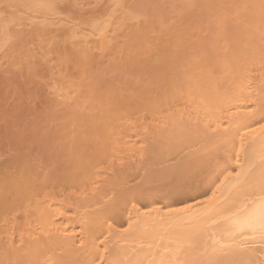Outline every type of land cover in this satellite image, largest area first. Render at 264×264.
I'll list each match as a JSON object with an SVG mask.
<instances>
[{
  "label": "snow or ice",
  "instance_id": "1",
  "mask_svg": "<svg viewBox=\"0 0 264 264\" xmlns=\"http://www.w3.org/2000/svg\"><path fill=\"white\" fill-rule=\"evenodd\" d=\"M102 8L91 0L0 5V63L6 65V79L13 70L26 73L24 107L30 113L27 124L14 129L16 142L0 157L13 162L10 169H0V264H65L54 254L40 259L55 234L43 212L35 214L52 195L45 189L63 178L61 156L82 162V144L99 146L101 168L82 181L79 193L87 202L100 187L101 175L142 163L150 155L148 141L177 126L183 131L170 138V159L203 190L197 192L201 199L193 195L191 203L181 201L167 212L186 215L191 229L166 244L149 242L145 255L133 258L116 249L112 239L133 227L131 213L128 227L118 231L106 218L107 229L92 240L94 253L87 264H264V154L257 161L249 152L253 134L264 142V0H132L110 5L103 14ZM118 37L122 43L113 55ZM161 57L171 70V104L126 110L113 69L130 71ZM221 67L241 91L259 83L257 99L223 107L219 101L226 94L216 75ZM23 111L17 105L0 119L16 124ZM241 114L247 122L234 124L232 117ZM126 126L142 127L137 142L123 140ZM29 129L37 136L43 130V154L30 147L35 141L26 134ZM54 129L58 136L52 135ZM208 134L223 136L222 143L231 145L223 157L191 147L195 137ZM81 174L77 167L70 175L78 179ZM132 208H139L135 198ZM159 210L158 203L145 208L146 213ZM23 216L33 217L35 226L18 231ZM80 247L87 248L84 239Z\"/></svg>",
  "mask_w": 264,
  "mask_h": 264
},
{
  "label": "bare ground",
  "instance_id": "2",
  "mask_svg": "<svg viewBox=\"0 0 264 264\" xmlns=\"http://www.w3.org/2000/svg\"><path fill=\"white\" fill-rule=\"evenodd\" d=\"M117 1L121 2V0ZM117 1L114 2L118 3ZM124 1L126 2L127 0H123L122 2ZM114 2L110 4H115ZM170 2L182 3L184 0H170ZM211 2H214V0H202V3ZM110 4H106L107 7L105 6L104 10L100 11L101 14L109 10L108 6ZM113 29H115V25H113ZM119 46V44L115 46L113 55L116 54ZM147 66L152 67V70L147 71ZM143 67H147L146 72L144 71L146 74L142 73V71L141 74L140 72L135 74L133 69L130 71L135 76L129 77L128 75L130 79L129 83L127 85L123 84L126 86L125 91L130 89L129 93L128 91L125 92L121 85H118L122 93L125 109L128 107V101L131 105L130 107H133L132 109L128 107L129 111L137 107H140L142 110L144 106L152 104H157L165 109L168 108L175 95L174 86L171 83L172 77L169 66L163 57H161L159 60L152 58L146 61L140 68L143 70ZM113 70H116L114 72L119 71L117 72L119 75L120 73H126L119 68ZM216 75L219 79L218 86L221 93L226 94L219 101L223 107L229 108L230 105L244 104L247 100L257 99L256 94L261 90L259 83L255 84L251 90L245 88L241 91L233 82L231 74L223 67H221ZM123 78L126 77L124 76ZM116 81L120 82V80ZM123 81L126 82V79ZM216 86L213 85V88ZM17 91L12 90L7 92V97L11 98L15 111L17 110V105H20L21 108L27 105V96L29 94L26 84L19 90L21 93L19 96L16 95ZM249 91L253 95L250 96ZM32 94H36L35 89H32ZM44 94V90L41 89L40 95ZM130 101H132V104ZM176 107H182V102L177 104ZM230 111L236 112L238 110L230 108ZM224 115L227 117V112ZM232 119L234 124L247 122V118L243 114L232 117ZM71 126V123H69L68 127L71 128ZM251 126L256 127L255 124ZM215 127L216 125L213 124V128ZM60 131H63V129ZM138 131L142 133V127L137 129L136 127L126 126L123 140L129 143L137 142L139 140ZM182 131L177 126L174 129H169L167 132L157 134L154 140L148 141L150 144V155L142 163H137L133 168L124 171L119 170L117 166V170L110 172L107 176L101 175L99 178L100 187L87 202L84 201L79 193L84 186L82 181L101 168V165L96 163L100 159V154H98L99 146L95 143H92L91 146L82 144L80 150L85 153V158L82 162L72 161L65 156H61L63 178L54 188L45 189V191L52 193V195L48 200V204L42 206L35 213L36 215H40L43 212L44 219L51 222L50 227L55 234L51 240H48L44 244V250L40 259L43 260L47 255L54 254L56 258L65 261V264H87L94 253L92 240L98 237L102 230L106 231L107 229L106 218L112 219V223L118 231L121 228L128 227L130 213L133 227L129 229V232L122 233L119 237L114 236L112 239L116 249L128 253L133 258H142L145 255L149 242L155 241L156 243L166 244L171 237L181 236L189 231L192 225L188 223L186 215L183 213L169 214L167 212L168 207L179 208L181 201L191 203L190 197L193 195H196L197 199L202 198L197 195V192L203 190V185L197 187V182L186 174L184 167L177 168L175 162L170 159L174 154L170 138L180 136ZM26 134L34 137L36 141L38 140V143L40 141L39 145L41 147H39L41 149L44 148L46 151L47 139L42 129L39 136H37L35 129H29ZM52 135L58 136L57 130H52ZM253 135L256 139L252 143L249 152L258 161L259 157L264 154V142L258 138L259 133ZM13 138H17V136H13ZM194 139L195 142L191 144L193 149L201 154L210 152L216 158L223 157L228 148L231 147V145H224L222 143L223 136L208 134L207 136L201 135ZM140 143H144V141L140 140ZM137 146L139 145L137 144ZM36 150H38L37 146ZM12 166V160L0 163V169L2 170H8ZM77 167L82 169V174L78 179L70 175ZM131 177H135V179ZM167 179L168 182H166ZM90 187L91 185H89ZM225 195L227 196L228 194L225 193ZM133 198H135V202L139 205L138 209L132 208ZM155 203L160 205V210L146 213L145 208H153ZM193 212H195V206L193 207ZM18 223V231L26 230L29 223L33 227L35 226V220L31 216L21 217ZM81 239L86 241L87 248L82 249L80 247ZM141 246H144V251H141Z\"/></svg>",
  "mask_w": 264,
  "mask_h": 264
},
{
  "label": "rangeland",
  "instance_id": "3",
  "mask_svg": "<svg viewBox=\"0 0 264 264\" xmlns=\"http://www.w3.org/2000/svg\"><path fill=\"white\" fill-rule=\"evenodd\" d=\"M108 0H105V2H104V0H91V2L92 3H102L103 5H105L106 7H107V5L106 4H110V3H113L114 1L116 2L117 0H110V1H108V2H110V3H108L107 2ZM113 1V2H112ZM123 0H121V2H122ZM128 2H132V0H127ZM126 1V2H127ZM4 2L6 3L7 2V0H0V5H2V4H4ZM9 2V1H8ZM114 2V3H115ZM118 2V1H117ZM120 2V1H119ZM125 2V1H124ZM127 2V3H128ZM198 2H201L202 3V0H198ZM110 5H113V4H110ZM103 9V8H102ZM101 9V10H102ZM100 10V11H101ZM104 10V9H103ZM106 10V9H105ZM110 10V9H109ZM118 42L119 43H117V44H119L120 45V43L122 42V41H120L119 40V37H118ZM117 44H116V46H117ZM120 47V46H119ZM3 57H0V61H3ZM5 64L4 63H0V115H2L6 110L7 111H9V112H12V111H15V108H14V106H13V104L11 103V98H8L7 97V92L8 91H12V90H20L21 89V87L25 84V75H26V73L24 74V75H21V74H19V73H17V72H15V70H13V73H12V75H11V78L10 79H6V73H5V71H4V68H5ZM141 66H139V67H136L135 69H133V72H135V74L137 73V72H140V74H141V71H142V73L145 71L146 72V68L148 67H143L144 69L142 70L141 68H140ZM139 68V69H138ZM137 69V70H136ZM135 70V71H134ZM139 70V71H138ZM150 70H152V67H148V69H147V71H150ZM113 71H116V70H113ZM130 71H132V70H130ZM129 71V72H130ZM117 72H119V71H117ZM116 72V73H117ZM126 73L125 74H121L120 73V75L117 73V78H116V80H120V82L119 81H116L115 80V83L117 84V86L118 85H121L122 86V89H124V91H125V85H127V83H129V81H130V79L128 78V75H129V77H132V76H135V74L133 73V72H128V71H125ZM144 72V74H146ZM132 74H134V75H132ZM126 77V78H123L122 79V77H124V76ZM131 75V76H130ZM119 77H121V78H119ZM126 79V82L125 81H123V80H125ZM123 82V83H122ZM120 83V84H119ZM123 84H125V85H123ZM124 87V88H123ZM124 91H122V92H124ZM126 91H128V93H129V91H130V89H127ZM125 91V92H126ZM124 92V93H125ZM127 93V94H128ZM131 102V104H132V101H130ZM136 103V102H135ZM136 104H138V103H136ZM127 105H128V107H130L131 105L129 104V101H128V103H127ZM134 105V104H133ZM127 107V108H128ZM136 107V106H135ZM22 108H24V111H23V114L21 115V117H20V119L16 122V124H5V122L2 120V119H0V157H3L4 155H6V153H7V149H8V145L9 144H11V143H15L16 142V140H17V138H13V136H17L16 134H15V131H14V129L17 127V126H20V127H23L25 124H27V121H28V119H29V117H30V113L27 111V109H25L26 107H22ZM126 108V109H127ZM133 107H130V109H132ZM128 110V109H127ZM29 135V134H28ZM33 139H34V144H30V147H34L35 148V150H36V146H37V149L38 150H36V152L37 153H41V154H43L44 152H45V149L43 148V149H41L40 147H41V145H39L40 144V141H39V143H38V140L36 141L35 140V138L34 137H32ZM7 142V143H6ZM40 146V147H39ZM43 146V145H42ZM41 149V150H40ZM44 151V152H43ZM9 160H11V159H9ZM9 160H5V159H2V158H0V163H5V162H7V161H9ZM166 182H168V179L166 180Z\"/></svg>",
  "mask_w": 264,
  "mask_h": 264
}]
</instances>
